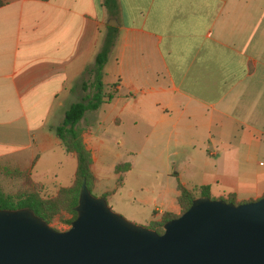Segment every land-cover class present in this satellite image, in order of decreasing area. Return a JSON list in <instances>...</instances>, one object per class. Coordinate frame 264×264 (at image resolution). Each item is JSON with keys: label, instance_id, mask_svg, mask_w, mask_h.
I'll return each instance as SVG.
<instances>
[{"label": "crops", "instance_id": "obj_1", "mask_svg": "<svg viewBox=\"0 0 264 264\" xmlns=\"http://www.w3.org/2000/svg\"><path fill=\"white\" fill-rule=\"evenodd\" d=\"M103 2L8 0L0 7V163L26 169L49 196L70 184L75 158L53 127L69 104L90 93L85 70L114 31L101 76L113 96L81 120L91 188L92 152L103 144L95 134L110 123L131 158L113 163L129 167L119 185L114 173V187L99 196L111 191L107 204L132 221L144 226L162 211L177 215V183L207 186L217 199L260 198L264 0H113L111 8ZM138 120L147 130L136 146ZM132 169L175 173L153 195L134 201L128 189V201L115 198ZM148 204L141 216L135 205Z\"/></svg>", "mask_w": 264, "mask_h": 264}, {"label": "water", "instance_id": "obj_2", "mask_svg": "<svg viewBox=\"0 0 264 264\" xmlns=\"http://www.w3.org/2000/svg\"><path fill=\"white\" fill-rule=\"evenodd\" d=\"M74 210L57 231L26 208L0 209V264H264V196L238 204L197 196L161 233L84 184Z\"/></svg>", "mask_w": 264, "mask_h": 264}, {"label": "trees", "instance_id": "obj_3", "mask_svg": "<svg viewBox=\"0 0 264 264\" xmlns=\"http://www.w3.org/2000/svg\"><path fill=\"white\" fill-rule=\"evenodd\" d=\"M7 2L8 0H0V7ZM103 5L106 8H111L114 5L113 0H104ZM113 40L114 31L106 32L103 43L95 54L93 64L85 70L92 77L88 84L91 88L90 93L82 96L79 101L69 104L65 108L61 120L53 127V132L62 149L67 153H72L75 158V170L70 184L59 187L51 196L43 197L40 194V188L30 179L26 169L18 166L0 165V172L5 177L10 178L11 176L19 179V186L13 191L6 192L0 185V209L26 208L46 224H49L57 216L67 215L68 218L63 222L70 225L76 215L74 207L81 185L84 184L85 188L90 191L94 183V176L90 171L89 152L82 142L83 126L81 120L86 111L95 110L101 103L108 102L113 96V88L104 87L101 82L102 66ZM83 86L85 85L83 84ZM128 167L127 162L118 163L114 167L113 171L117 174V185L120 184L122 174ZM176 191L175 202L179 207V213L175 215L162 211L158 220L150 221L144 225L145 227L154 230L156 233H161L162 224L180 215L189 206L193 198L203 196L209 199H217L210 197L207 186L186 187L177 183ZM111 193L108 191L102 196L105 198ZM219 199L231 204L242 203L236 201L233 194H228L225 198Z\"/></svg>", "mask_w": 264, "mask_h": 264}, {"label": "rangeland", "instance_id": "obj_4", "mask_svg": "<svg viewBox=\"0 0 264 264\" xmlns=\"http://www.w3.org/2000/svg\"><path fill=\"white\" fill-rule=\"evenodd\" d=\"M94 127H96V124H92ZM127 127H129L127 125ZM132 127V125H131ZM147 130L146 125L144 122L138 120L136 122V138L134 139L135 145H141L143 142L142 136L144 132ZM95 135H98L97 137L100 139V141H103V144L100 145L99 148H96L93 150V155L96 157V161L93 164V170L96 177V182L94 184V187L90 189V194L93 196H99V193H102L107 190H111L115 185V174L113 172L112 165L117 159H130L131 156L126 154L121 147H119L118 142L116 140V136L114 135L115 128L110 124H105L103 130L98 129ZM121 156V157H120ZM141 157L140 153L136 155V157ZM120 157V158H118ZM123 161V160H122ZM0 165H8L13 166L9 164H3L0 163ZM175 171L171 170L170 172H165L162 170H138V169H132L128 173H126V176L123 177L124 185L121 189H118V191L115 192L114 196L117 199H126L128 201L127 196V190L131 189L135 193L132 196V199L134 201L135 197L138 196H144V195H153L155 190L157 189L158 183L165 179H169L171 174H174ZM0 185L2 189L6 192L13 191L19 186V179L11 177H5L2 172H0ZM138 189H142L141 191ZM119 192V193H118ZM40 194L43 197H48L49 195L45 192H42L40 190ZM107 203V202H106ZM112 211L115 213H118L126 220L133 222L135 224H140L137 222L132 221L130 218H127L124 214H121L118 212L117 205L114 204H107ZM136 208H140V215H146L147 211H150V204L147 206L144 205H138ZM67 215H62L61 217H55L48 225L57 231H64L66 230L69 225L67 223H64L63 220L67 219ZM142 225V224H140Z\"/></svg>", "mask_w": 264, "mask_h": 264}]
</instances>
